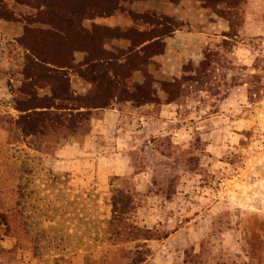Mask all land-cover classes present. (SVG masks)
Returning a JSON list of instances; mask_svg holds the SVG:
<instances>
[{"label":"rangeland","instance_id":"374dc122","mask_svg":"<svg viewBox=\"0 0 264 264\" xmlns=\"http://www.w3.org/2000/svg\"><path fill=\"white\" fill-rule=\"evenodd\" d=\"M25 1L5 0L16 20L0 18V214L10 210L15 218L14 234L0 221V264H127L137 249L140 264H264V96L251 103L240 85L221 100L204 92L161 105L116 99L93 112L87 134L50 152L35 150L27 139L11 138L4 121L19 114L13 97L23 48L16 38L25 16L36 13ZM120 6L82 23L144 29L130 12L178 23L163 39V53L141 65L161 99L160 82L178 77L188 61L198 63L205 48L216 49L228 28L200 0ZM241 12L227 55L251 73L255 58L264 67V0H243ZM103 44L125 49L128 41L104 37ZM83 56L75 52L74 63ZM68 77L76 93L90 88L74 71ZM133 79L141 82L143 72ZM114 190L131 197V224L156 237L113 242L106 226Z\"/></svg>","mask_w":264,"mask_h":264},{"label":"trees","instance_id":"16d2710c","mask_svg":"<svg viewBox=\"0 0 264 264\" xmlns=\"http://www.w3.org/2000/svg\"><path fill=\"white\" fill-rule=\"evenodd\" d=\"M121 0H26L36 13L25 16L22 35L16 38L23 48L20 86L14 91L16 118L8 123L11 138L22 137L35 149L50 152L59 142L87 134L93 112L109 107L116 99L140 105H161L178 102L192 94L204 92L208 96L225 98L232 87L244 85L249 102L264 96L263 58H255L250 71L247 66H236L228 58L236 42L243 18V0H200L207 12L227 21L217 48H205L198 63H185L178 77L160 82L164 94L161 99L151 76L141 65L164 51L163 39L170 36L178 23L167 15L156 17L151 12H130L131 18L141 19L146 27L121 28L92 24L83 25L89 15L110 16L121 10ZM138 1V0H133ZM177 4L179 0H169ZM0 18L13 21L16 16L0 0ZM34 24V25H33ZM125 39V49L109 50L103 38ZM84 53L74 63V53ZM74 71L90 84L84 94L71 89L68 71ZM143 79H133L136 71ZM229 76V77H228ZM43 91L44 94H40ZM133 204L122 190L111 195V217L106 231L113 242H129L156 237L151 230L141 229L129 221ZM1 224L14 234L15 218L10 210L0 214ZM0 224V225H1ZM155 235V236H154ZM131 252H129L130 255ZM127 257V264H140L143 258ZM132 253V254H133Z\"/></svg>","mask_w":264,"mask_h":264},{"label":"crops","instance_id":"0c3cea01","mask_svg":"<svg viewBox=\"0 0 264 264\" xmlns=\"http://www.w3.org/2000/svg\"><path fill=\"white\" fill-rule=\"evenodd\" d=\"M105 23H108V22H105Z\"/></svg>","mask_w":264,"mask_h":264}]
</instances>
